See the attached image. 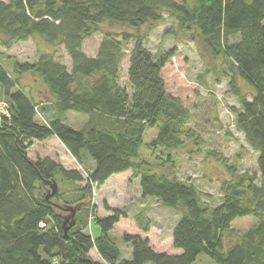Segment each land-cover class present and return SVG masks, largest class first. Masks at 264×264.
<instances>
[{
  "label": "trees",
  "instance_id": "16d2710c",
  "mask_svg": "<svg viewBox=\"0 0 264 264\" xmlns=\"http://www.w3.org/2000/svg\"><path fill=\"white\" fill-rule=\"evenodd\" d=\"M164 12L194 30L204 50L219 61L221 72L214 75L227 80L238 102L235 127L257 156V173L227 166L230 175L221 180L222 199L214 206L172 172L170 153L196 138L188 127V106L167 90L163 77L174 48L154 54L142 37L126 30L105 32L92 55L83 48L103 23L137 29L159 21ZM36 35L54 50L41 51L32 62L16 61L13 74L0 58V264H191L202 253L219 264H264V0H0V46L10 49ZM129 42L131 48L125 49ZM59 46L70 66L55 54ZM24 72L41 79L44 100L21 86ZM239 79L251 93L242 91ZM68 111L86 117L82 126L64 119ZM151 128L157 132L147 147L167 152L170 170L138 161ZM52 136L88 166L91 182L101 186L112 175L132 170L142 197L178 211L172 229L177 252L149 244L143 234L151 221L140 212L134 216L140 232L122 234L131 256L121 258L109 232L128 213L114 208L107 216L90 217L84 196L91 192L89 182L72 199L58 188L48 197L52 180L57 187L59 179L83 180L77 169L49 156H28L33 141ZM74 204L75 224L65 231L66 208ZM243 216H253L255 224L226 244L231 223ZM91 219L100 228L96 236L86 229Z\"/></svg>",
  "mask_w": 264,
  "mask_h": 264
},
{
  "label": "rangeland",
  "instance_id": "374dc122",
  "mask_svg": "<svg viewBox=\"0 0 264 264\" xmlns=\"http://www.w3.org/2000/svg\"><path fill=\"white\" fill-rule=\"evenodd\" d=\"M122 30L137 33L154 54L174 48V59L166 64L163 77L167 90L178 95L188 106L191 113L188 127L194 131L196 138L186 140L179 149L170 153L169 156L174 160L172 172L179 179L193 183L202 193L206 204L210 206L219 204L222 199L219 189L221 180L230 175L227 166H233L238 172L257 173L258 171L256 153L235 127L234 109L238 106V102L228 92L227 80H217L214 75V71L221 72V68L218 67L219 61L213 59L204 50L200 41L196 39L194 30H186V27L180 25L175 17L165 12L162 13L159 21L146 23L137 29L103 23L97 32L84 40V51L90 55L94 54L105 32L120 33ZM131 45L132 42L125 44V49L131 48ZM53 50V44L36 35L27 41L16 43L10 49L0 46V58L8 71L13 74L16 61L32 62L41 51ZM55 54L70 66V57L63 47L59 46ZM126 66L124 60L122 78L125 76ZM20 83L27 92L33 90L40 99L46 98V89L41 79L31 72L22 73ZM239 86L246 94L252 91L241 79ZM64 116L73 127L82 126L86 118L83 114L73 111H68ZM156 132L155 128L145 131L143 137L145 144L140 148L138 161H147L154 170H170L169 164L164 161V158L168 157L167 152H162L161 149L152 152L147 147L146 143L155 137ZM27 152L32 159L49 156L63 166L77 169L81 173L83 180L80 182L68 183L59 179L58 189L72 199L75 196L73 192L89 182L91 192L84 193V196L88 201L90 217L107 216L114 208L123 209L128 213V216L121 218L109 232L110 238L120 248L121 258L131 256V244L123 241L122 234L140 232L134 219V216L140 212L147 215L151 221L150 230L143 234L148 238L149 244L155 250L177 252L172 247V229L180 218L179 212L159 204L152 197H142L139 180L132 170L114 174L103 185L98 186L96 182L89 180L88 166L76 161L56 137L33 141ZM255 222L253 216L236 218L231 223L232 230L225 233V243L229 245L236 241L237 234L246 231ZM86 229L94 236L100 233L99 226L92 219L87 222ZM90 254L95 259L98 258L94 250ZM191 264L219 263L202 253Z\"/></svg>",
  "mask_w": 264,
  "mask_h": 264
},
{
  "label": "water",
  "instance_id": "95a60500",
  "mask_svg": "<svg viewBox=\"0 0 264 264\" xmlns=\"http://www.w3.org/2000/svg\"><path fill=\"white\" fill-rule=\"evenodd\" d=\"M57 184L54 180L50 183V189L48 191V197L52 196L57 191ZM78 204L69 205L67 206L66 210L68 211L67 214L64 215V230L67 231V229L75 224V213L77 209Z\"/></svg>",
  "mask_w": 264,
  "mask_h": 264
},
{
  "label": "crops",
  "instance_id": "0c3cea01",
  "mask_svg": "<svg viewBox=\"0 0 264 264\" xmlns=\"http://www.w3.org/2000/svg\"><path fill=\"white\" fill-rule=\"evenodd\" d=\"M32 92V95L34 96V98L36 99V100H39L40 98L38 97V96H36L34 93H33V90L31 91ZM54 137H56V136H52V137H50V138H54ZM57 138V137H56ZM47 139H49V138H47ZM58 139V138H57ZM44 140H46V139H44ZM59 140V139H58ZM35 141H38V140H35ZM60 141V140H59ZM61 143V142H60ZM62 144V143H61ZM62 146L65 148V146L62 144ZM65 150L68 152V150L65 148ZM69 153V152H68ZM70 154V153H69ZM71 155V154H70ZM72 156V155H71ZM73 157V156H72ZM74 158V157H73ZM54 159V158H53ZM75 159V158H74ZM55 160V159H54ZM128 171V170H127ZM125 172V171H124ZM124 172H120V173H117V174H121V173H124ZM116 175V174H115Z\"/></svg>",
  "mask_w": 264,
  "mask_h": 264
},
{
  "label": "built area",
  "instance_id": "2783aa9c",
  "mask_svg": "<svg viewBox=\"0 0 264 264\" xmlns=\"http://www.w3.org/2000/svg\"><path fill=\"white\" fill-rule=\"evenodd\" d=\"M1 108H2V111H5V109H3V105L1 106Z\"/></svg>",
  "mask_w": 264,
  "mask_h": 264
}]
</instances>
